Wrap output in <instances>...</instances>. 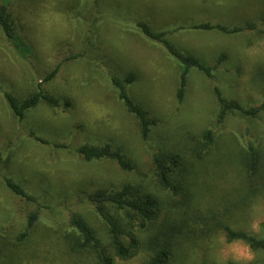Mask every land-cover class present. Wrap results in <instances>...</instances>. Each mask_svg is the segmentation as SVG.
I'll return each instance as SVG.
<instances>
[{
  "label": "rangeland",
  "instance_id": "rangeland-1",
  "mask_svg": "<svg viewBox=\"0 0 264 264\" xmlns=\"http://www.w3.org/2000/svg\"><path fill=\"white\" fill-rule=\"evenodd\" d=\"M3 4L26 49L22 53L0 30V264H96L92 254L71 250L65 235L69 213L77 212L107 244L105 226L85 198L96 189L118 191L124 185L139 189V195H158L171 210L187 206L188 215L197 217L196 233L173 245L167 264L235 263L217 242L224 235L217 228L221 222L264 238V189L252 196L260 180L249 185L240 163L250 143L264 169V115L230 116L218 126L214 95L217 87L245 107L264 99V0H0ZM139 22L164 32L177 50L206 65L221 53L227 60L213 78L190 70L184 100L178 103V64L161 44L141 34ZM206 22H254L257 28L231 36L190 29ZM56 65L57 75L43 82ZM131 73L136 80L126 86L128 97L157 122L145 141L111 82ZM39 84L60 106L41 103L18 121L3 92L23 100ZM209 128L218 138L195 163L192 139ZM32 132L47 144L36 141ZM105 144L120 149L134 169L123 171L110 160L86 162L75 152L81 145ZM161 153H181L193 173L186 175L189 184L182 178L185 186L177 195L153 185L151 160ZM5 178L37 202L14 195ZM38 205L30 235L19 241ZM140 237L144 242L145 235ZM251 252L247 264H264L263 251ZM147 258L141 250L115 264H142Z\"/></svg>",
  "mask_w": 264,
  "mask_h": 264
},
{
  "label": "trees",
  "instance_id": "trees-1",
  "mask_svg": "<svg viewBox=\"0 0 264 264\" xmlns=\"http://www.w3.org/2000/svg\"><path fill=\"white\" fill-rule=\"evenodd\" d=\"M137 28L141 34L150 41L159 43L166 52L175 59L178 64V80L176 99L182 103L186 93L187 78L190 70H197L207 78H213L215 70L227 60L225 53L218 55L214 64L206 65L199 58L180 52L165 37L164 32L156 33L151 30L145 22L137 23ZM257 25L253 23L235 24L232 26L220 23H200L194 24L190 29L199 32L217 31L223 35H237L245 31H253ZM184 29V28H183ZM0 30L5 38L16 47L20 48L22 53L25 47L18 39L14 25L10 19V13L6 4L0 5ZM70 59V58H69ZM59 65L45 76L43 82L51 81L58 73ZM136 80L134 74H129L124 79L112 78L111 82L117 92V97L123 105L125 111L134 116L139 122V128L142 139L145 141L151 134V129L157 126L155 119L149 117L146 110L139 104L133 102L127 93L126 86L131 85ZM214 95L217 102V122L220 126L230 116H240L248 119H256L264 115V99L255 107H245L237 100L226 98L221 90L214 87ZM3 97L13 115L18 121H22L26 113L41 103L48 104L51 108H58L60 102L45 93L41 84L37 86L36 92L23 100L17 99L7 92H3ZM65 107L69 102H65ZM36 141L47 144L46 141L35 137ZM216 133L213 128L206 129L197 138H193V147L190 151L195 153L194 162L197 163L209 154L216 143ZM64 147L65 146H61ZM75 152L86 162L110 160L117 164L123 171H132L133 163L128 161L120 149H113L109 144L102 147L81 145L75 149ZM1 162V154H0ZM152 162V182L156 190H169L171 193H177L185 186L182 184L186 175H192V171L186 164L185 158L181 153H161L153 156ZM192 162V163H194ZM240 163L245 167L250 185L260 182L255 188V195L260 188L264 189V169L259 166V160L255 148L248 143L243 148ZM188 183V178L186 180ZM5 185L17 197L25 202L36 203L37 200L29 195L25 189L10 178L4 179ZM189 184V183H188ZM182 185V186H181ZM191 185V184H190ZM191 186H188L190 191ZM140 190H134L131 185H124L118 191L111 189H96L88 194L85 201L92 205L94 212L105 226L108 243L104 244L98 237L97 232L75 211H70L68 218L69 230L66 232V238L70 242L71 250L75 253H89L95 257L96 264H115V259L127 261L144 250L148 258L142 264H167L172 253L173 245L179 242V239H189L196 233L194 227L195 217L185 207L177 210L164 206V201L158 195L152 192H144L139 195ZM38 209L32 211L26 220V225L18 235L19 241H24L31 233L35 220L38 216ZM217 228L223 230L224 236L228 240L238 239L243 241L251 251L264 252V238L257 237L245 231L232 229L226 223H218ZM145 235L143 242L140 235ZM228 264H235L228 262Z\"/></svg>",
  "mask_w": 264,
  "mask_h": 264
},
{
  "label": "clouds",
  "instance_id": "clouds-1",
  "mask_svg": "<svg viewBox=\"0 0 264 264\" xmlns=\"http://www.w3.org/2000/svg\"><path fill=\"white\" fill-rule=\"evenodd\" d=\"M254 230H260L257 224H253ZM217 242L223 247L227 254H230L235 264H247L253 259V254L249 247L241 240H228L226 236L221 235L217 238Z\"/></svg>",
  "mask_w": 264,
  "mask_h": 264
}]
</instances>
